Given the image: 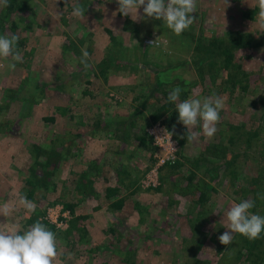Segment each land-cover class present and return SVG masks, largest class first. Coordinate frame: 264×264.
Wrapping results in <instances>:
<instances>
[{
  "label": "rangeland",
  "instance_id": "obj_1",
  "mask_svg": "<svg viewBox=\"0 0 264 264\" xmlns=\"http://www.w3.org/2000/svg\"><path fill=\"white\" fill-rule=\"evenodd\" d=\"M11 1L21 9L4 20L8 8L0 5V34L19 36L23 62L0 58V207L15 209L0 215V231L22 234L39 219L56 233L55 264H264V233L256 240L233 234L228 246L218 239L228 231L226 212L233 204L254 201L250 211L264 216V28L257 0H197L195 21L179 36L162 20L123 16L117 0ZM76 5L85 10L83 18L72 15ZM211 36L230 46L232 70L223 67L216 48L194 54L197 40L206 46ZM83 51L89 54L87 70ZM198 54L209 56L211 68L196 64ZM159 69L175 77L163 90L179 87L182 94L189 88L181 83L186 79L195 82L187 99L213 93L225 98L212 139L197 126V139L182 146L172 131L186 137L182 123H150L153 99L147 103L144 94L163 97L155 91ZM230 72L238 87L232 93ZM97 119L100 127L94 126ZM162 126L177 144L175 161L186 155L176 170L160 165L162 147L151 151L154 135L165 133ZM259 126L250 144L246 136ZM142 130L153 137L146 147L135 138ZM235 133L239 141L230 148L227 137ZM214 142L227 146L233 163L209 180L217 191L199 206L196 198L208 177L198 168L193 184L187 179L192 160ZM117 168L128 172L129 178L122 177L129 188L118 182ZM33 175L41 184L31 199L35 212L29 213L18 201L28 196L26 180ZM111 186H120V193L108 200L105 189ZM91 190L96 195H84ZM120 198L123 207L113 208L110 203ZM198 211L211 219L202 225ZM246 241L254 245L250 252ZM96 245L92 254L86 250Z\"/></svg>",
  "mask_w": 264,
  "mask_h": 264
},
{
  "label": "clouds",
  "instance_id": "obj_2",
  "mask_svg": "<svg viewBox=\"0 0 264 264\" xmlns=\"http://www.w3.org/2000/svg\"><path fill=\"white\" fill-rule=\"evenodd\" d=\"M229 0H226L228 4ZM118 12L123 16H131L134 22L145 17L155 20H162L163 23L174 34L181 35L188 30L195 21L197 0H117ZM68 0H65V5ZM259 16L261 18L260 27L264 28V0H257ZM0 5L8 6V0H0ZM143 6V16L139 15V9ZM72 15L77 18L85 16V10L76 5ZM115 15V13H113ZM18 35L0 34V58L11 57L15 62H23L18 50ZM155 43V42H154ZM153 43V44H154ZM88 52L83 51L81 63L85 70L91 65L88 63ZM16 64L11 63L10 67L15 68ZM181 89L176 87L168 94V102L175 104L178 111V122L187 129V135L181 139L192 142L197 139L198 134L192 129L197 126L202 127L203 135L212 139L218 131L221 111L226 106L224 97L213 93L201 98H189L179 101ZM202 122V123H201ZM165 135L169 133L164 130ZM172 135V133H170ZM27 212H35V204L27 195H21L18 201ZM255 206L251 200H242L233 204L226 212L228 221V231L219 235L218 239L222 245L228 246L233 243V234H241L249 240L260 238L264 233V216L254 214L250 210ZM15 211L6 203L0 207V215L7 217ZM58 246L56 233L51 231L39 219L21 234L18 231H0V264H55L58 257Z\"/></svg>",
  "mask_w": 264,
  "mask_h": 264
},
{
  "label": "trees",
  "instance_id": "obj_3",
  "mask_svg": "<svg viewBox=\"0 0 264 264\" xmlns=\"http://www.w3.org/2000/svg\"><path fill=\"white\" fill-rule=\"evenodd\" d=\"M11 5L12 4H8V6H7L8 11L5 13L4 20L6 18L9 19V17L12 14V10L21 9L20 7L14 6V4L12 6ZM249 17L252 18V19H255V10L252 13L249 14ZM14 22L15 21L11 22V26H14V24L16 23V22L15 23ZM1 25L2 24L0 22V30H2V26ZM197 41H198V43L195 46V51L196 52L194 51V54L195 53H199L200 51L206 52V51H208V49L211 50V51L213 49V51H214V49L216 48V49H218L219 52H221V55L224 57V61L223 62H224L225 65L223 67L231 68V65H232L231 62H232L233 54L230 52L231 48H230V46L228 44L222 43L220 38H217V37H214V36H211L210 41L208 42V45H206V46H203V45H205V43H204V41L201 38H199ZM208 57L209 56H206V57L199 56V54H198V55H196L195 62L198 65L200 63L203 64L202 65L203 68L204 67H208V66H209V68H211V66L214 64V62H211L210 59L208 60ZM204 70L206 72H211V69H204ZM231 70H232V68H231ZM156 76H157L158 81L156 82L157 85H156V90L155 91H162L163 97H157V95H156L157 92L153 93L151 96H147V94H144V97L146 98L145 100H146L147 103H148V101H150V99H153L152 102L148 105L151 108L149 110L150 113H149L148 118L150 119V123L154 124L156 122H163V124L165 123V125L167 127L173 128V126L178 122L179 114H178V111H176L175 104L168 102L167 97H168V94H169L170 91H168L167 89L163 90L162 88L167 83L168 84H169V82L172 83L173 82L172 80H174L175 77H174V79L171 80L170 77H169L170 75L168 74L166 69L165 70L159 69L157 71V73H156ZM231 76H232V74L230 72V74H229V83L232 86H230V89H227V91H229L230 93H232L234 90H237V88H238V87H236V83H235L237 81V78H235V82H234V78L231 77ZM181 83H183L184 85L188 84L187 86H189V88H190V86H193L195 82L183 79V80H181ZM174 84H175V81H174ZM176 85L183 87V85L179 84V83H177ZM189 88L184 93L180 94V98H179L178 102H181V101L187 99L188 94H189L188 93ZM244 88H245V86L243 85L242 89H244ZM84 91L88 93L87 89H85ZM165 99H166V101H165ZM100 125H101L100 121H99V119H97V121L94 123V126L100 127ZM260 128L261 127L259 126L256 129H251V131H249L248 135H250V136L247 135L246 137H248V139H246V140L250 144L253 141V139L251 137H254L255 134H257L258 132H261ZM142 131H143L142 134H135V138H136V140L139 142V144L141 146L146 147V146H148V145L153 143V137L151 135H149L145 130H142ZM172 131H173L175 137H177V139L179 140V143L182 146H184L186 138L185 139H181L180 136H182V135H180V133H177L176 128H173ZM219 135L220 136L223 135V132H222V134L220 133ZM228 137H227V139H228V142L230 144V148L236 141H239L237 139L238 138L237 133L230 134ZM210 144H212V143H210ZM210 144H209V146H207L205 148L203 153H201L200 156L197 159L194 158V160H192L191 166H193L194 168H191L192 169V173L190 174V176H188V179H187L189 183L193 184V181H194L195 177L197 175H199L193 169H198V168L200 170L203 169L204 170V174H206V177H208V179L204 181V184H205L204 187H203L204 191H201V194L199 195V197L196 198V201L199 203V206H204V202L208 199V195L211 194L212 192L214 193L215 191H217L216 189H214V188L209 186V180L210 179L216 180L218 177H220V172H221V166L222 165L229 166V165H231V163H233V161L231 162V160L229 158L230 154L227 151V146L226 145L216 144V142H214L212 145H210ZM33 147H34L35 152L37 150H39V146H37V145L35 146L34 145ZM156 149H158L157 146H154V147L152 146V150L151 151H154ZM220 151H222V152H220ZM205 153H209L211 155V158L207 157L205 155ZM217 156L219 158H221V159L223 158L225 160L224 163L220 164V163L216 162L217 160L215 161L214 159L217 158ZM185 157H186V155L183 153L182 157L180 159H178L177 161H174L173 164H170V163L167 164V166H170L169 168H173L174 170H176V169H178V167L180 165H182V160L183 159L186 160ZM49 161H50V159H48L46 162H48V164H49L50 163ZM48 164H46V165H48ZM200 165H202V166L200 167ZM115 175H116L117 180H118V182L120 184L122 182V183H124V185H127L128 188L131 186V183L127 182L126 177H122V175H126L127 178H129L127 171H126V174H125L124 171L119 170L117 168V171H116ZM40 184H41L40 177H35L34 175H33V177H30V178H28L26 180V185L28 186V196L27 197L30 200L33 198V196H32L33 195V191L37 187H39ZM80 187H82V186L80 185ZM95 191L94 192H93V190L88 191V192L84 193V195L88 196V198L92 197L93 195H96ZM105 191H106V196L105 197L109 200L114 195H118L120 193V186H111V187L106 188ZM91 193H93V194H91ZM183 193H185V191ZM183 195H185V197L188 196V194H183ZM124 199L125 198H120V199L112 202V204L110 203V205L113 208H115V209H121L123 207V204H124ZM65 205L66 204H64V206ZM71 205L72 204L67 203V205L65 207H69L70 208ZM206 217L211 219V216L208 217V215L206 213H203L202 211H198L196 220L201 221V223L203 225L204 224V220L206 219ZM73 235H74V233H73ZM78 235H79V237L83 238V236H81L80 232L78 233ZM199 244L202 245V241ZM244 247L248 249V252H250L252 247L254 248V245L250 244L249 242L246 241L245 244H244ZM86 250L90 254H92L93 252L99 250V246L96 245L94 248H86ZM93 257H94V255L92 257H89V258H93ZM96 259H97V257H96ZM130 264H134V262H130Z\"/></svg>",
  "mask_w": 264,
  "mask_h": 264
},
{
  "label": "built area",
  "instance_id": "obj_4",
  "mask_svg": "<svg viewBox=\"0 0 264 264\" xmlns=\"http://www.w3.org/2000/svg\"><path fill=\"white\" fill-rule=\"evenodd\" d=\"M163 128L165 129V126ZM154 136H155V138L157 140V142H156L157 147L158 148L162 147L166 151L165 156L160 158V162H161L160 165H164V164H167V163H170V162L171 163L174 162L175 159H176V151H178L177 147H176L177 146L176 142H174L171 137L165 136V133L162 134V135H154ZM169 145L172 148V150L169 149L168 147H166V146H169ZM168 155H170V156H168Z\"/></svg>",
  "mask_w": 264,
  "mask_h": 264
}]
</instances>
